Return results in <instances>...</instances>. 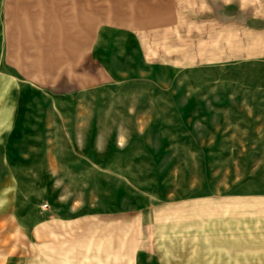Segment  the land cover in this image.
Here are the masks:
<instances>
[{
	"label": "rangeland",
	"instance_id": "rangeland-1",
	"mask_svg": "<svg viewBox=\"0 0 264 264\" xmlns=\"http://www.w3.org/2000/svg\"><path fill=\"white\" fill-rule=\"evenodd\" d=\"M2 1L0 264L81 261L89 210L159 201L140 224L178 225L205 191L199 224L264 264V0H90L84 30ZM50 211L78 224L43 217L39 255Z\"/></svg>",
	"mask_w": 264,
	"mask_h": 264
},
{
	"label": "crops",
	"instance_id": "crops-1",
	"mask_svg": "<svg viewBox=\"0 0 264 264\" xmlns=\"http://www.w3.org/2000/svg\"><path fill=\"white\" fill-rule=\"evenodd\" d=\"M31 2L30 5H37L40 10H52V13L44 17L51 18L53 24L77 25L80 29L85 23L83 17L76 19L74 10L79 7L75 5H91L90 0H34ZM0 5L5 3L2 1ZM211 195L213 193L209 191L181 195L177 208H171L177 209L180 218L178 225L140 224L142 209L147 207L149 218L156 205L163 203L159 201L147 202V204L130 203L127 206L120 204L119 207L111 210H89L82 216L83 222L87 223L83 226L85 232L90 235L88 245L83 247L85 252L82 260L75 262V259L71 261L68 257L57 256L54 264H139L140 256L144 255L147 259L145 264L150 262L152 264H250V247L245 243H235L229 236L228 228L199 224L202 198L206 196L209 199ZM47 214L41 215V219H38L40 223L33 225L36 245L40 247L37 249L39 255L47 251L43 239L39 236L43 230V217L52 220V224L57 227H66L68 233L72 228L74 231V224L77 222L74 214L61 215L55 211ZM92 222L99 224L93 226ZM107 222L114 224L107 225ZM95 239L98 244H91V240L95 242ZM148 244L153 246L151 252Z\"/></svg>",
	"mask_w": 264,
	"mask_h": 264
}]
</instances>
